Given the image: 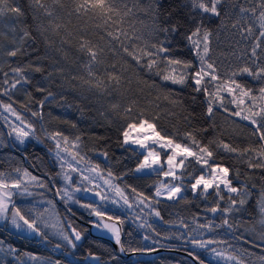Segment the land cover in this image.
Instances as JSON below:
<instances>
[{
    "label": "snow or ice",
    "instance_id": "obj_1",
    "mask_svg": "<svg viewBox=\"0 0 264 264\" xmlns=\"http://www.w3.org/2000/svg\"><path fill=\"white\" fill-rule=\"evenodd\" d=\"M65 14L84 22L78 34L68 32L61 23ZM178 39L187 42L190 59L176 55L180 51ZM225 42L230 51L223 55L229 63L221 71L215 48ZM18 56L35 59L12 66L11 59ZM109 56L124 62L109 64ZM73 63L79 66V72ZM6 64L8 71H4ZM129 68L137 77V85H142L139 93L143 105L139 99H133L127 107L120 102L126 84V91H131ZM34 73L41 75L39 83L44 84L35 90L45 93L36 110H32L36 102L28 91ZM245 78L261 86L252 88L241 82ZM54 86L59 88L58 93L51 91ZM187 88L191 89L193 104L198 95L204 98L199 114L185 107L187 98L182 92ZM165 90L162 102L161 92ZM17 91L26 93V102L20 104L23 112L13 106ZM151 92L156 95L151 96ZM65 93L78 101L76 108L82 116L85 109H95L105 118L123 111L118 146L130 154L129 158L138 154L134 167L119 175L111 168L99 170L88 153H82L80 135L70 137L62 131L47 130L43 108L57 95L61 96L57 107H70ZM0 96L10 101L0 100V119L7 129L0 133V148L8 144L13 149L23 147L32 139L43 144L44 140L36 135L33 118L41 122L44 139L52 144L46 152L48 161L22 153L25 160L31 159L34 169L41 171L40 176L26 168H12L14 157L5 161L10 170H0V227L6 231L45 248L51 246L65 253L66 259L85 239V230L71 219L75 215L72 205H77L87 211L89 223L110 235L117 246L102 254L88 250L85 259L94 264H119L121 253L150 254L158 247H168L161 240L169 239L185 246L193 264H205L197 249L207 251L218 264H244L241 256L250 253L236 249L228 236L254 247L264 246V176L257 187L242 180L240 170L226 165L223 157L217 161L221 154L234 156L247 169L264 171V0H182L175 6L166 5L164 0H148L146 6L143 0H0ZM153 108L160 111L152 115L147 109ZM173 108L182 109L183 123L190 130L181 133L174 128L172 134H162L158 122L162 116L174 118ZM217 113L223 117L222 123L217 122ZM196 121L206 122V126L197 127ZM238 122L251 129V136L259 141L258 149L238 150L233 146L229 137L236 138L235 130L229 129ZM209 131L213 136L206 143L203 138L197 139ZM97 154L105 161L109 159L106 150ZM153 174L165 179L154 181L150 195L127 183ZM102 177H106L102 183L97 182ZM189 191L203 200L202 213L193 215L191 221L180 218L171 222L178 225L177 234L161 237L150 218L169 223L161 215L160 204L179 203ZM80 192L92 194L95 199L82 203V198L77 199ZM254 192L261 228L258 241L237 236L239 225L244 223L239 218L248 213ZM47 194L55 200L47 199ZM57 201L65 206L63 217L54 211ZM109 204L135 209L132 222L146 230L142 239L152 245L133 246L131 240H123L125 219L110 214ZM206 234L211 238H205ZM16 251L12 246L5 249L0 240V252ZM31 260L34 264H64L62 259L39 256H31ZM259 261L264 264V256Z\"/></svg>",
    "mask_w": 264,
    "mask_h": 264
},
{
    "label": "trees",
    "instance_id": "obj_2",
    "mask_svg": "<svg viewBox=\"0 0 264 264\" xmlns=\"http://www.w3.org/2000/svg\"><path fill=\"white\" fill-rule=\"evenodd\" d=\"M47 3H51V0H45ZM65 3H68V0H64ZM148 0H143L144 6L147 5ZM165 4H171L175 6L176 4H180L182 0H164ZM67 29L68 32L73 35L78 34V31L81 27L84 26V22L78 19L75 15L68 16L64 15L63 20L61 21ZM145 23H149V21L145 20ZM183 31V29H182ZM179 45L180 51L176 53L177 56L190 59V53L188 52V48L186 47V41L177 40L176 42ZM31 51V50H30ZM230 49L227 47V42L215 48V56L217 59V64L221 71L225 65L229 63L228 58L223 55V53L229 52ZM40 54H43V45H40ZM30 59H35V56L32 57H21L18 56L16 58H12L10 63L12 66H23L28 63ZM70 62L73 60V57L70 56ZM115 60H119L120 63L124 61L120 57H112L109 56L108 63L111 64ZM72 67L79 72V66L76 64H72ZM127 67V65H125ZM4 71H8L7 64L4 67ZM82 74V73H80ZM33 86L28 88V91L32 93V99L36 102L32 105V110H36L38 107V102L44 98L45 93H41L35 90L36 86H44V84L39 83L41 81V75L38 73L33 74ZM127 77L131 78V91H126L129 85L124 86L125 94L120 97V102L127 107L133 99H139L140 104L143 105L144 101L140 96L139 88L142 85H137L136 79L137 77L133 73L132 69H128ZM141 78L143 74H141ZM158 82V81H157ZM246 83L248 86L252 88H259L261 83L255 82L250 78H245V80L241 81ZM51 91L54 93L59 92L58 87H52ZM191 89H184L182 95L186 97L185 99V107H188L190 111H194L199 114L202 111L203 105L201 101L204 99L202 96H197L196 103L193 104L190 98ZM166 94V90L161 92V101L163 102V95ZM67 95V93H65ZM151 96H155L156 92H151ZM13 99L16 101L14 107L17 108L18 111L23 112L24 109L20 108V104L26 102V93L22 91H17L14 94ZM61 96L57 95L54 101H50L47 103L44 108V124L47 127L49 132L51 131H62L66 135L70 137L75 135H80L82 137L83 145L82 153H88V156L93 164H98L100 166L99 170L106 172L109 168L113 171L115 175H119L121 172L125 171L127 168L134 167V165L138 162L137 155H132L129 158L130 154L125 152L123 149L118 146V139L120 137V131L122 130L121 126L123 124V120L121 119L124 116L123 111L119 114H114L112 117H102L95 109L84 110V115H81L80 111H77L76 105L78 101L74 99L73 96L67 95V99L69 101L70 107H57V103L60 101ZM0 100L8 103L9 98L5 96H0ZM136 109L134 108V111ZM176 113L175 117L169 119L165 116H162L160 121L158 122V129L162 134H172L174 128H178L181 133L184 131L190 130L183 123V113L180 108L171 109ZM147 111L151 112L152 115H155L156 112H159L160 109H147ZM51 113V116L48 114ZM31 118V117H29ZM217 122L222 123L223 117L220 113H217ZM111 120V123L108 122ZM33 123L36 128V135L40 136L44 143H38L35 139H32L28 142V144L24 148L17 147L23 153H28L32 158L35 156L42 157L45 161H48L50 158L46 155L47 149L52 147V144L44 139V133L41 131V122L33 118ZM75 124L76 127L73 128L72 125ZM194 124L197 127H205L206 122L196 121ZM227 127V126H226ZM232 129L235 130V137L231 139L233 146L237 147L238 150H243L246 147L259 148V141H257L254 137L251 136V129L245 126L244 123L238 122L237 125H232L229 129L231 132ZM0 133H4V130L0 124ZM213 133L209 131L205 134L204 137L198 136L197 139H204V142H207V139H211ZM7 143V141H5ZM108 151L109 159L105 161V159L98 155L99 151ZM163 156V153L161 154ZM8 157H14L11 161V167H29L24 163L21 156L13 153L11 149L6 146L0 148V170H10L8 163L5 161ZM223 157L226 165H235L241 172V179L248 180L249 184H255L257 187H260L261 180L260 177L264 176V171L260 169L249 170L246 168V165L241 162H237L234 156H226L221 154L217 156V161H219ZM29 161L32 164L31 159ZM195 167V165H193ZM191 170V169H189ZM38 171V170H36ZM48 171H52L51 168ZM41 173V171H38ZM158 179H163L162 177H158L156 175H145L137 180H129L127 183L136 186L138 191H144L147 195H150L154 189L152 188L154 181ZM235 183V181H234ZM123 187V185H121ZM48 196H53L51 194H47ZM54 199V198H53ZM83 200V199H82ZM256 203V193L254 192L253 198L248 205V213L239 219L244 223L239 225V230L237 231V236H244L248 240H259V232L261 228L258 224L260 219L257 210L255 208ZM57 205V204H56ZM205 204L202 199L193 197V194L189 191L186 193V199L180 201L179 203H161L159 206V210L161 211V215L164 218V221L169 223H164L162 221H155L153 217L150 218L153 222V227L160 233L161 237H172L176 235L178 225H173L171 222L178 221L180 218H184L186 221H191L193 215L197 213H202V209ZM59 211L65 215V211L57 205ZM73 212L79 218H82L84 221H88V214L84 211H81L72 206ZM110 214H117V212H113L108 209ZM121 215V214H117ZM122 218L125 219V223L123 224V240L128 241L131 240L133 242V246H151L152 244H148L147 241L143 240V235L146 234V230L140 229L137 227L135 223L132 222V215L129 214L121 215ZM211 218V217H209ZM74 224L78 225L79 228L85 230V239L82 242L81 246L75 251L73 255H67L65 259V253L56 252L51 246L45 248L40 245L37 241L32 239H26L21 235L13 233L11 231H6L4 228L0 227V240L4 241L5 249L9 246L17 249L14 253H5L0 252V264H19L20 260L23 259L26 255L31 256H39L41 258H52V259H62L64 260V264H67V261H73V264H94V262L85 259V253L88 250L97 253H104L106 250L114 249L111 243L108 240L99 239L88 235L87 227L81 223H79L76 219L71 217ZM201 223L204 221L201 220ZM219 223V220L216 221ZM250 229L249 231H245V229ZM251 229H254L252 231ZM218 233H222V230H217ZM131 233V236L128 234ZM205 238H211L206 234ZM231 241V243L235 246L236 249H246L247 253L241 256V258L250 264H260L259 257L264 256V246H252L250 243H245L242 240H232L231 236L226 237ZM155 239V237H153ZM151 242V241H149ZM152 243V242H151ZM161 243H166L168 247H158L165 248L167 250H161L155 253L150 254H133L129 257L128 260H123L119 257V264H178L179 261H184L185 264H193V260L191 257L186 255L185 246L175 239L169 240H161ZM187 247H191L188 245ZM197 252L200 254L201 259L205 260V264H217L211 261L208 258V252L204 250L197 249ZM236 255H240V252L237 251ZM20 258V259H19Z\"/></svg>",
    "mask_w": 264,
    "mask_h": 264
},
{
    "label": "water",
    "instance_id": "obj_3",
    "mask_svg": "<svg viewBox=\"0 0 264 264\" xmlns=\"http://www.w3.org/2000/svg\"><path fill=\"white\" fill-rule=\"evenodd\" d=\"M0 124H1L4 132H6L7 129L4 128L3 121L1 119H0ZM8 147L11 149V151L13 153H15V154H17V155H19V156L22 157L24 163L29 167V170L32 173H34V174H36L38 176L42 175V173L36 171V169H34L31 166L32 164H31V162L29 160H25L24 159V156L22 155V153H23L22 151H20L18 148L13 149V147L11 146V144H8ZM44 178L46 179L47 177H44ZM53 198L55 200V197H53ZM82 199L84 201L92 202L95 198H94V196L92 194H89L87 192H84L83 195H82ZM56 203H57V205L59 207H61L65 211V206H64V204L62 202L57 201ZM73 218L76 219L79 223H81V224H83V225H85L87 227V233H88V235H90L92 237H95V238L108 240L111 243V245L113 246L114 249L117 248V246L114 244V242H113L112 238L110 237V235H108L106 232L97 230L89 222L84 221L82 218H79L76 215H74ZM87 219L88 220L90 219L89 216L87 217ZM122 239H123V235H122ZM164 249L165 248H159L156 251H154L153 253L158 252V251H161V250H164ZM165 250H167V249H165ZM132 255L133 254H131V253H121L120 254V258L123 259V260H128L129 257L132 256ZM186 255H187V253H186Z\"/></svg>",
    "mask_w": 264,
    "mask_h": 264
},
{
    "label": "rangeland",
    "instance_id": "obj_4",
    "mask_svg": "<svg viewBox=\"0 0 264 264\" xmlns=\"http://www.w3.org/2000/svg\"><path fill=\"white\" fill-rule=\"evenodd\" d=\"M6 103V102H5ZM14 106V105H13ZM5 115H7V113H5ZM2 120V119H1ZM29 142V141H28ZM28 142L26 143V145L28 144ZM25 145V146H26ZM25 146H23V147H20V148H24ZM27 169V168H26ZM29 170V169H28ZM30 171V170H29ZM31 172V171H30ZM33 175H36V174H34V173H32ZM38 176V175H37ZM103 178H106V177H102L101 178V180L100 181H97V182H99V183H102V179ZM163 178V177H162ZM163 179H165V178H163ZM83 193L84 192H80V193H78L77 194V199H80L81 197H82V195H83ZM46 198L47 199H53L51 196H48V195H46ZM29 199H31V198H29ZM37 199H39V197H37ZM54 200V199H53ZM81 202L82 203H88V201H84V200H81ZM25 207H28V206H31V205H24ZM73 207H75V208H77V209H79V210H81V211H84V212H86L87 213V211L85 210V209H82V208H79L77 205H72ZM107 208L108 209H110V210H112L113 212H117V214H121V215H133V213L135 212V209L134 210H131V211H129V210H127V209H120V208H117V207H115V206H113V205H111V204H109V205H107ZM54 211L55 212H57L61 217H63L64 215L59 211V209H58V207H57V205H56V203L54 204ZM153 220H157L158 222L160 221L159 219H157V218H155V217H153ZM17 234V233H16ZM176 234H177V231H176ZM19 235V234H18ZM148 242V244H152L151 242H149V241H147ZM208 258L211 260V261H213L214 263H217L218 264V262H217V260L213 257V256H211V255H209V253H208ZM20 259V258H19ZM19 264H34V262L31 260V255H26L23 259H21L20 260V263ZM244 264H250V263H247V262H245L244 261Z\"/></svg>",
    "mask_w": 264,
    "mask_h": 264
},
{
    "label": "bare ground",
    "instance_id": "obj_5",
    "mask_svg": "<svg viewBox=\"0 0 264 264\" xmlns=\"http://www.w3.org/2000/svg\"><path fill=\"white\" fill-rule=\"evenodd\" d=\"M57 204V203H56ZM88 217V216H87ZM86 222H89V220L88 221H86Z\"/></svg>",
    "mask_w": 264,
    "mask_h": 264
}]
</instances>
